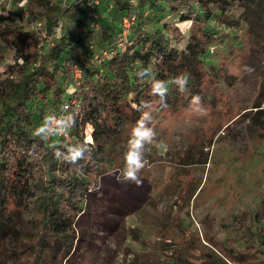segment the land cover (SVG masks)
Listing matches in <instances>:
<instances>
[{
    "label": "trees",
    "instance_id": "1",
    "mask_svg": "<svg viewBox=\"0 0 264 264\" xmlns=\"http://www.w3.org/2000/svg\"><path fill=\"white\" fill-rule=\"evenodd\" d=\"M24 1L13 13L0 17V238H8L11 250L6 247L7 251L20 256L15 264H51L57 255L71 252L78 238L76 217L98 188L96 179L116 163L109 141L118 142L132 132L144 111L150 112L152 128L157 113L179 112L200 92L205 78L200 55L205 50L198 48L199 41L204 37L215 41L212 38L218 34L211 35L215 20L227 22L225 11L230 6L243 10L240 17L246 23L251 52L247 57L256 51L264 60V0H178L186 8L179 12L176 31L183 34L194 28L197 33L183 50L171 44L173 33L167 30L165 16L149 13L159 0H137L135 6L128 0ZM83 2L93 8L85 10ZM23 9L30 21L41 20L37 33L20 21ZM172 9L179 10V5ZM92 10L109 12L107 17L113 21L92 16ZM114 14L117 24L122 16L135 14L121 47L122 28L115 25ZM67 21L83 24L78 36L68 33ZM97 26L101 52H107L103 68L97 64L95 42L85 41ZM43 32L52 42L46 51L37 37ZM75 66L80 71L77 79ZM145 69L166 82L163 102L151 92L150 76L141 74ZM207 70L208 78L217 79L216 69ZM177 76L188 80L184 92L173 83ZM66 105L72 114L69 138L37 136L39 123L64 113ZM259 118L264 119V110L254 112L262 125ZM86 124L91 127L86 129L90 141L84 139ZM75 147L86 151L83 159L72 164L65 156ZM170 259L172 264H190L180 251Z\"/></svg>",
    "mask_w": 264,
    "mask_h": 264
},
{
    "label": "rangeland",
    "instance_id": "2",
    "mask_svg": "<svg viewBox=\"0 0 264 264\" xmlns=\"http://www.w3.org/2000/svg\"><path fill=\"white\" fill-rule=\"evenodd\" d=\"M175 1H156L149 13L165 16L167 30L173 33L171 44L183 50L197 33L194 28L183 34L176 31L174 24L186 7ZM24 3L5 0L0 17ZM177 4L175 11L172 6ZM81 5L87 11L93 8L88 2ZM111 8L108 3L107 9ZM103 12L91 14L110 19L109 12ZM242 12L236 4L230 6L225 11L227 22L215 20L211 33L218 34L212 38L215 41L208 37L199 41L198 48L205 50L200 55L205 78L193 96L200 97V104L192 105V96L181 111H161L153 118L156 136L145 146L147 163L139 173L140 185L118 179L131 132L118 142L109 141L116 163L96 179L98 188L76 217L78 238L71 252L57 255L53 264H172V254L179 251L190 264H264V119H258L262 125L254 119L256 110H264V60L256 51L247 57L250 42ZM117 16L112 17L116 26L120 25ZM20 21L37 33L36 26ZM81 25L66 22L74 36L82 31ZM94 30L85 41L95 42L100 58V28ZM147 30H152L149 24ZM43 35L37 37L46 51L52 42ZM77 56L73 57L77 60ZM104 60L97 63L102 68ZM209 67L218 71L217 79L208 78ZM88 127L86 141H90ZM46 135H56L53 124ZM1 245L6 246L0 247V264L19 261L20 256L7 251L8 238H0Z\"/></svg>",
    "mask_w": 264,
    "mask_h": 264
},
{
    "label": "clouds",
    "instance_id": "3",
    "mask_svg": "<svg viewBox=\"0 0 264 264\" xmlns=\"http://www.w3.org/2000/svg\"><path fill=\"white\" fill-rule=\"evenodd\" d=\"M141 74L150 76L151 92L154 95H158L163 102L168 92L166 82L155 79L146 69L143 70ZM173 83L177 85L179 91L184 92L188 85V80L184 76H177ZM191 104L198 106L200 104V97L193 96ZM144 107H148V105H144ZM151 119L150 112L144 111L140 119L136 122L135 127L132 129L131 136L127 142V150L124 153V167L121 170L120 177H118V179L122 177L123 182H131L137 185L142 183L139 173L147 163L145 159V146L152 144L156 136L154 129L149 126ZM50 123V116L46 117L44 125L38 128L35 134L42 138H46ZM63 123V121H60V126H62ZM85 151L86 149L84 147L71 148L68 150V155L65 156V160L72 164H77L79 160L84 158Z\"/></svg>",
    "mask_w": 264,
    "mask_h": 264
},
{
    "label": "built area",
    "instance_id": "4",
    "mask_svg": "<svg viewBox=\"0 0 264 264\" xmlns=\"http://www.w3.org/2000/svg\"><path fill=\"white\" fill-rule=\"evenodd\" d=\"M7 2H9V0H6ZM3 2H5V0H0V7L2 6ZM21 4L23 2H25L24 0L20 1ZM128 2L135 6L137 0H128ZM111 6V5H110ZM24 21H30V15L28 14V12L26 10H22L21 13V20ZM135 21V14H132L130 16L126 15V16H122L120 24H121V28H122V39L119 41L118 46H122V42L125 38L126 32L128 31L129 27L131 24H133V22ZM30 25L36 26V28L38 29L39 27H41V20H34V21H30ZM43 34H45V36L43 35V37L47 38L49 40H51V36L47 35L45 32H43ZM102 56L100 58H98V63L104 60L105 55H107V52H102ZM100 63V64H101ZM73 72H74V78L77 79L80 77V71L79 69L75 66L73 68ZM50 116V124H53L55 127V133L57 136H61L63 138H69V129H70V124H71V118H72V114L68 111V106L66 105L64 108V113L60 114V115H49ZM48 116V117H49ZM63 121V125L60 126L59 122Z\"/></svg>",
    "mask_w": 264,
    "mask_h": 264
}]
</instances>
